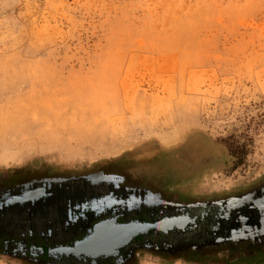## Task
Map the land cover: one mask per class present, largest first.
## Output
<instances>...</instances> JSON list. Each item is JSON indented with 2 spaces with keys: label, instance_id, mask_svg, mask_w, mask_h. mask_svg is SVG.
<instances>
[{
  "label": "rangeland",
  "instance_id": "rangeland-1",
  "mask_svg": "<svg viewBox=\"0 0 264 264\" xmlns=\"http://www.w3.org/2000/svg\"><path fill=\"white\" fill-rule=\"evenodd\" d=\"M48 181L77 202L1 212L0 264H264V236L49 253L103 207L148 221L264 198V0H0V192Z\"/></svg>",
  "mask_w": 264,
  "mask_h": 264
},
{
  "label": "water",
  "instance_id": "water-1",
  "mask_svg": "<svg viewBox=\"0 0 264 264\" xmlns=\"http://www.w3.org/2000/svg\"><path fill=\"white\" fill-rule=\"evenodd\" d=\"M61 190L68 195L73 192L60 181H55V183L48 181L42 185H25L18 192L15 190H8L4 194L0 192V213L5 212L7 217L15 212L22 216L28 211L31 214L35 213V210H41L35 206L41 202L52 201L54 204L61 202L59 198ZM257 195L259 196L257 192H251L210 204L192 206L180 211L165 213L156 220L148 221L133 218L120 222L119 215L103 207L93 212L98 219L96 223L93 222L95 217L93 213L86 219V225L88 224L86 235L77 239L73 245H58L50 248L49 253L54 256L58 254L76 258L90 257L96 260L101 257L120 255L123 249L134 243L139 247L159 244L161 234L170 236L174 233L181 236L177 242L184 244L187 241L196 242L200 245L199 247L206 244L219 245L226 242L253 240L256 237L262 238L264 236V198L259 199ZM70 197L71 200L67 198L66 201L77 202L72 195ZM106 214L110 216L103 217ZM241 216L246 220L241 221L239 219ZM200 225H205L204 235H199L195 240L185 237L187 232L194 231ZM147 236H153L156 240L150 242L151 239H147ZM138 237L147 239V243H138ZM165 242L170 244L167 239ZM19 248L34 253L45 251L43 247L29 246L25 241L20 242Z\"/></svg>",
  "mask_w": 264,
  "mask_h": 264
},
{
  "label": "snow or ice",
  "instance_id": "snow-or-ice-1",
  "mask_svg": "<svg viewBox=\"0 0 264 264\" xmlns=\"http://www.w3.org/2000/svg\"><path fill=\"white\" fill-rule=\"evenodd\" d=\"M5 202H7V201H5ZM239 219H240L241 221H244V220H246V218H245V217H243V216L239 217Z\"/></svg>",
  "mask_w": 264,
  "mask_h": 264
},
{
  "label": "flooded vegetation",
  "instance_id": "flooded-vegetation-1",
  "mask_svg": "<svg viewBox=\"0 0 264 264\" xmlns=\"http://www.w3.org/2000/svg\"><path fill=\"white\" fill-rule=\"evenodd\" d=\"M1 240L5 241V239H4L3 237H0V241H1ZM3 244H4V243H3ZM0 245H1V243H0Z\"/></svg>",
  "mask_w": 264,
  "mask_h": 264
}]
</instances>
